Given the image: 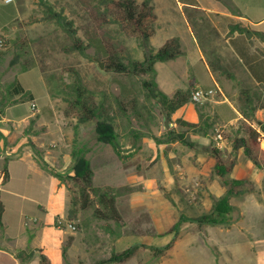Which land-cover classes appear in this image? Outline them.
I'll use <instances>...</instances> for the list:
<instances>
[{"label":"rangeland","instance_id":"obj_1","mask_svg":"<svg viewBox=\"0 0 264 264\" xmlns=\"http://www.w3.org/2000/svg\"><path fill=\"white\" fill-rule=\"evenodd\" d=\"M46 1L73 22L84 50L71 49L73 38L45 17L38 0H0V33L17 44L26 39L21 49L12 42L0 55V105L4 112L16 103L4 113L14 125L4 122L6 135L0 134V167L5 157L12 158V179L0 187L5 204L0 242L6 241L20 260L31 264H38L41 251L53 264H99L112 252L133 245L138 249L131 258L111 264H264V176L251 178L246 171L243 183L231 187L233 209L227 223L199 228L188 219L174 230L181 216L211 212L218 197L230 189L215 173L210 149L217 147L223 158L234 155L238 162L232 139L243 135L242 120L224 125L221 109L212 108L219 90L203 103L189 99L195 86L214 84L204 65L192 66V41L183 23L184 11L192 23V10L184 3L188 0H152L158 20L151 48L156 51L167 38L179 36L184 54L156 62L151 73L132 76L105 68L103 42L114 43L129 63L144 57L140 38L127 35L112 18L96 27L82 0ZM163 16L175 18V24L163 27ZM204 58L214 59L209 54ZM218 76L220 81L230 77ZM19 80L26 91L15 94ZM143 80L155 81L169 97L179 90L188 101L168 115L148 96ZM78 85L99 106V117L113 124L119 154L97 140L95 119L83 121L79 108H72ZM225 88L232 95L237 91L234 83L225 82ZM164 114L169 128L164 127ZM180 132L193 146L173 139ZM81 147L91 161L94 187L114 192L119 221L96 216L94 196V205L82 207L81 189L72 177L73 155ZM238 167H233L235 174ZM203 246L207 252L200 250ZM157 247L164 249L158 252Z\"/></svg>","mask_w":264,"mask_h":264},{"label":"trees","instance_id":"obj_2","mask_svg":"<svg viewBox=\"0 0 264 264\" xmlns=\"http://www.w3.org/2000/svg\"><path fill=\"white\" fill-rule=\"evenodd\" d=\"M40 5L44 7L45 17L54 20L60 25L72 38L73 44L71 49H77L80 51L84 50V46L81 41L76 37V29L73 27V22L61 11H56L46 0H38ZM151 0H143L137 2L136 0H101L98 4H93L90 0H82L85 9L89 13V16L96 27H101L105 23L109 22L112 18L118 22L123 31L127 35H134L140 38L145 47L144 57L141 60H132L129 63L123 61L121 56V49H118L114 43L110 41H104L103 45L106 50L105 68L107 70L114 71L115 73L132 75H144L151 73L155 70V63L158 61H166L175 59L183 53L181 48L180 39L177 36H173L167 39L163 45H161L156 51H154L149 44V39L155 33V21L157 16L154 12V7L150 3ZM224 4L232 13L240 14V11L232 0H218ZM185 4H195L194 0L184 1ZM191 26L199 35L200 31L211 30V23L209 19L204 15H195L192 18V23L189 21ZM205 25V26H204ZM234 28L240 32L246 33L247 35L255 34L262 41H264V32L253 31L249 28L242 27L240 25H231L230 33L233 32ZM0 55L3 53L4 48H7L10 43H14L13 39H8L2 33H0ZM12 43V44H13ZM17 43H14L16 45ZM26 45V39H22L17 44L18 48H22ZM208 66L212 71L219 72L221 74L231 76L228 72L227 67L222 63L220 58L215 57L208 61ZM142 85L147 89L148 96L167 111L170 112L181 107L188 101V97L185 93L177 91L173 97H169L163 91L157 87V83L151 80H143ZM15 94L24 92V88L21 83H17L13 87ZM87 90L82 85L76 87V98L71 102L72 108L75 106L79 108L81 113V120H93L95 119V132L97 140L112 145L116 153H120L117 144V133L113 124L107 118L99 117L98 105L94 101L93 97L86 95ZM31 96V95H30ZM32 97V96H31ZM247 102H252L248 99ZM257 108L264 109V101L253 105L249 111L242 110L243 117L249 121H243V135L237 136L232 139V150L238 152L239 149H243L245 155L252 161L257 167H264V147L262 146V140L259 139L260 131L252 125L254 120V111ZM3 112V106L0 105V115ZM259 129L264 132V125L260 124ZM1 134V131H0ZM173 139L180 140L182 143L193 146V143L186 138L183 132L174 135ZM210 152L215 157V173L224 183L230 186V189L215 201L213 210L211 212L203 213L192 218H186L181 216L175 226L174 230H178L179 224L184 221L191 219L194 221L199 228L205 225L212 224H225L228 222L227 215L232 211L233 206L230 203L229 196L233 192L231 187L243 183L241 179H235L228 176L236 164V156L230 155L227 159L223 158L222 152L219 148L213 147ZM73 179L79 184L81 189V200L82 207L87 208L94 205L95 201L92 196L97 200V204L94 210V214L101 219H113L119 221L121 214L116 205V196L114 192L105 188L103 190L97 189L93 184L94 171L91 166L90 159L86 156L84 148H79L73 155ZM10 177L7 159L3 167L0 169V183H5ZM5 210L4 202L0 199V226L3 225V214ZM170 245L165 246L169 248ZM137 246H129L119 252L115 251L110 254L106 259L99 261V264H111V263H123L131 258L137 250ZM162 252L164 248H154V250ZM32 253H29L27 259L31 258ZM18 258L20 259L19 255ZM23 259V258H22ZM26 259V260H27ZM24 261L21 260L20 264ZM39 264H53L52 259L45 255L42 251L39 255Z\"/></svg>","mask_w":264,"mask_h":264},{"label":"crops","instance_id":"obj_3","mask_svg":"<svg viewBox=\"0 0 264 264\" xmlns=\"http://www.w3.org/2000/svg\"><path fill=\"white\" fill-rule=\"evenodd\" d=\"M136 1L142 2L143 0ZM232 1L240 11L239 15L232 13L224 4H222L218 0H209L207 4L201 3L200 0H194L195 4H185V7L192 10L193 17L195 15L201 14L206 16L211 23L212 31L206 32L199 30V35L196 34V31H194V28L189 22L190 20H188V18L186 17V11H184L183 13V23L185 24L187 33L189 35L188 40L192 41V66H196L198 63H201L202 65H204L205 69L211 72V80L213 81L214 86L208 85L207 87H212L216 89V91L219 90L221 92L219 99L215 100L214 104H212V108L221 109V112H219L218 114L220 116L221 122H223V124L225 123L224 125L236 124L238 120L239 122L240 120L249 122L243 117L242 108L249 111L247 107L250 106L251 108L253 105L255 106L261 101H264V41H262L255 34L247 35L246 33L236 30L235 28L233 32L230 33L231 25H240L253 31L264 32V28H260V26L264 24V0ZM150 3L154 7V12L157 16V19L155 21L156 25L158 14L156 12L154 4L152 3V0L150 1ZM174 19L175 18H171V16H169V18L167 16L161 17L163 27L170 26V24H175ZM179 39L182 48V38L179 37ZM182 54H184V50ZM205 54H209L214 58H220L222 63L227 67L228 72L231 76L229 78H226V80L224 81L229 84L234 83V85H236L237 91L235 94L232 95L230 92L225 90V82L222 80L220 81L222 77L218 76L221 73L211 70V68L208 66V63H206V61L208 62V60L204 58ZM19 82L21 83L20 80ZM174 83H176L175 74ZM22 86L24 88V91H26V88L23 84ZM31 96H33L32 100L34 101L35 96ZM15 98L16 97L14 96L11 98V100ZM248 99H251L252 102H247ZM15 104L16 103L8 104L4 112H2L0 116V131L5 135L6 133H4L5 131L3 129V123L11 122L12 125L14 124L8 117L4 116V113L6 109L8 110ZM32 115V113L28 114L25 121H28V119L31 118ZM254 121L256 123V126L254 124ZM260 124L264 125V109L257 108L254 111V120H252V125L260 131L261 134L259 139L264 141V132L259 129ZM243 154V149H239L238 162H236L235 167L237 165L240 167H238L236 174L234 173L233 168L230 177L242 180L245 176L246 171H249V176L251 178H255L256 175L264 176V170H261V168L254 166L250 160L244 157ZM6 159L10 177L7 182L0 183V187L8 184L12 179V174L10 172V162L12 158L5 157L0 169L3 167ZM1 236L2 235H0V238ZM6 238L7 240H10L11 237ZM2 243L3 242H0V264H20L21 260L18 258L17 250L14 247L8 245L6 241L5 244ZM205 247L206 246L200 247V250L206 251ZM22 264H31V261L28 260L23 262Z\"/></svg>","mask_w":264,"mask_h":264},{"label":"built area","instance_id":"obj_4","mask_svg":"<svg viewBox=\"0 0 264 264\" xmlns=\"http://www.w3.org/2000/svg\"><path fill=\"white\" fill-rule=\"evenodd\" d=\"M6 3H9L13 0H4ZM1 42V41H0ZM216 92V89L212 87H201L199 85L195 86L190 92V101L193 103H203L204 101L210 99L213 94ZM216 140L218 145H221L223 142V136L220 132L216 134ZM68 227L74 228L72 223L68 224Z\"/></svg>","mask_w":264,"mask_h":264},{"label":"water","instance_id":"obj_5","mask_svg":"<svg viewBox=\"0 0 264 264\" xmlns=\"http://www.w3.org/2000/svg\"><path fill=\"white\" fill-rule=\"evenodd\" d=\"M96 60L98 61L99 67L100 68H104V62L100 61L99 59L96 58ZM170 124L168 121V116L166 114H164V127L165 128H169Z\"/></svg>","mask_w":264,"mask_h":264}]
</instances>
